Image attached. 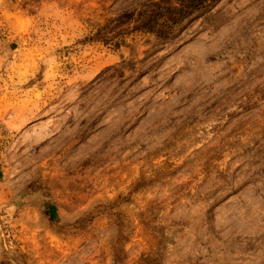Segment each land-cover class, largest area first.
I'll return each mask as SVG.
<instances>
[{"label":"rangeland","instance_id":"1","mask_svg":"<svg viewBox=\"0 0 264 264\" xmlns=\"http://www.w3.org/2000/svg\"><path fill=\"white\" fill-rule=\"evenodd\" d=\"M150 1L0 0V264H264V0Z\"/></svg>","mask_w":264,"mask_h":264},{"label":"trees","instance_id":"2","mask_svg":"<svg viewBox=\"0 0 264 264\" xmlns=\"http://www.w3.org/2000/svg\"><path fill=\"white\" fill-rule=\"evenodd\" d=\"M216 0H151L143 9L131 16V25L125 28L129 31L152 33L156 38L164 40L173 37V31L185 19L191 18L198 12H205L212 7ZM124 34L119 29L103 31V41L117 39ZM45 215L50 219L56 218L53 204L44 207Z\"/></svg>","mask_w":264,"mask_h":264}]
</instances>
